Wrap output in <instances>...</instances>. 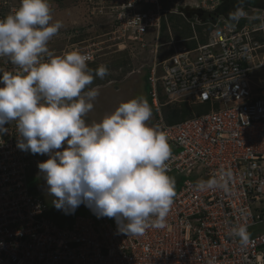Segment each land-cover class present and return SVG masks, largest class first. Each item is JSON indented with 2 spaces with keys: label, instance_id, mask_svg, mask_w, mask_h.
<instances>
[{
  "label": "built area",
  "instance_id": "2783aa9c",
  "mask_svg": "<svg viewBox=\"0 0 264 264\" xmlns=\"http://www.w3.org/2000/svg\"><path fill=\"white\" fill-rule=\"evenodd\" d=\"M223 2L202 0L193 8V35L169 41L173 52L149 65L155 127L172 152L168 174L186 176L165 226L127 236L115 220L94 213L61 223L48 216L49 202L29 184L39 154L17 147L13 122L0 133V264H264V0L227 14L218 11ZM87 3L92 14L112 19L108 32L82 41L89 44L79 50L92 55L90 62L105 48L145 47L150 28L159 53L161 24L171 12L162 0ZM2 5L0 17L19 6ZM238 9L247 15L237 17ZM197 24L211 27L204 41ZM191 40L196 45L186 44ZM15 70L0 58V73ZM182 103L209 110L168 122L164 107ZM211 180L217 186L196 190L198 181ZM240 224L247 225L246 245L230 234Z\"/></svg>",
  "mask_w": 264,
  "mask_h": 264
},
{
  "label": "clouds",
  "instance_id": "9594fccd",
  "mask_svg": "<svg viewBox=\"0 0 264 264\" xmlns=\"http://www.w3.org/2000/svg\"><path fill=\"white\" fill-rule=\"evenodd\" d=\"M234 15L247 13L238 9ZM62 27L51 0H20L0 17V58L17 69L0 73V133L15 122L17 147L48 155L38 168L58 210L74 212L84 204L98 218H114L117 231L127 236L163 228L175 181L167 170L168 138L149 123L152 106L143 96L133 97L87 123L99 96L98 86H90L108 68L91 69L92 55L79 49L54 54L48 45ZM215 186L214 180L198 181L195 188ZM230 234L248 243L246 224Z\"/></svg>",
  "mask_w": 264,
  "mask_h": 264
},
{
  "label": "rangeland",
  "instance_id": "374dc122",
  "mask_svg": "<svg viewBox=\"0 0 264 264\" xmlns=\"http://www.w3.org/2000/svg\"><path fill=\"white\" fill-rule=\"evenodd\" d=\"M234 4H239V0H232ZM164 8L171 11L168 13L167 18V28L164 25L161 39L165 45L159 47V53L156 55L152 48L155 45V28H150L148 33L145 35L146 46L143 47L140 43H129L125 49H118L117 47L105 48L101 56L96 58L94 62L89 63L91 69H96L99 65H106L108 68V74L100 79L95 78L93 84L90 87L99 88V98L104 93L109 95L110 100L118 104L121 101L128 100L133 97H145L149 103V93L146 86L145 76L147 73V68L152 65L155 60L161 59V54L169 51V38L171 35L174 38L182 35L184 37L191 36L193 34V28L191 25V20L197 18V11L193 8L200 5L202 0H163ZM53 8L54 19L62 21L63 27L59 30L58 35L54 36L49 42V49L54 51L55 54H62L64 52L80 49L87 42H82L87 38H93L101 34L106 33L109 30V25L104 13H95L100 18H94L88 16L86 11L85 0H51ZM186 6H190L186 8ZM5 6H0V13L5 10ZM191 10V15L188 16L185 9ZM91 13V12H90ZM92 14V13H91ZM92 16V15H91ZM95 20L97 23L91 24V21ZM93 21V22H95ZM197 30V29H196ZM191 31V33H190ZM198 31V30H197ZM207 29L204 28L202 31L198 32L199 39L205 37L204 34ZM189 33V34H188ZM184 34V35H183ZM188 34L187 36H185ZM201 40V39H200ZM106 44H103L105 46ZM173 47V46H172ZM159 61V60H158ZM104 109L106 111L114 110L115 105L109 103V100L103 103ZM151 105V103H150ZM149 123L155 126V118L152 115V119ZM48 159V155L44 154L38 155L35 166L30 170L29 184L31 188L35 191L41 192L43 196L49 202L51 210L57 212L56 216L59 219L71 220L75 215H83L87 213H92L91 209L84 204H81L74 212H65L64 210H58L52 203V197L47 193L46 181L43 179L42 174L38 168V162L45 161ZM174 178L175 185L174 190L176 191L183 180L186 178L185 175H180L176 173L169 174ZM193 179L198 177L197 175L191 176ZM114 220V218H110Z\"/></svg>",
  "mask_w": 264,
  "mask_h": 264
},
{
  "label": "trees",
  "instance_id": "16d2710c",
  "mask_svg": "<svg viewBox=\"0 0 264 264\" xmlns=\"http://www.w3.org/2000/svg\"><path fill=\"white\" fill-rule=\"evenodd\" d=\"M16 1V3H20V0H15ZM162 3H163V5H164V2H163V0H162ZM85 8H86V11H87V13H88V16H90V17H94V18H100V17H103V16H99V15H97V14H91L90 13V7H89V5H88V3H87V0H85ZM235 5L237 6V4H234L233 3V1L232 0H224V2H223V4H221L220 5V8H219V10L218 11H220V12H223V13H228L229 11H230V9L231 10H234V8L233 7H235ZM238 6H240V5H238ZM92 15V16H91ZM105 16H106V19H107V22H108V25H109V30H110V28H111V26H110V23H111V21H112V19H111V17H109L107 14H105ZM98 20V19H97ZM93 21H95V20H93ZM93 21H91V24H96L97 22L95 21V22H93ZM99 21V20H98ZM164 25H165V27L167 28V20H163V22H162V24H161V35H162V31H163V29H165L164 28ZM198 31L197 32H200V31H202V29L204 28L205 30L207 29V32L204 34V36L205 37H201L200 39H201V41H204L206 38H207V34H208V32H209V30H210V28L211 27H205L204 25H201V24H197L196 25V27H195ZM108 30V31H109ZM107 31V32H108ZM190 33H191V31H190ZM189 34V33H188ZM188 34H186L185 36H187ZM184 35V34H183ZM193 35V34H192ZM191 35V36H192ZM188 37H190V36H188ZM188 37H184V36H182V35H180V36H178L177 38H174V36L173 35H171L170 36V38H169V41H171V40H176V41H179V40H182V39H184V38H188ZM165 44H167V42L166 43H163L162 41H161V46H163V45H165ZM186 44L187 45H189V46H194V45H196V42L194 41V40H191V41H186ZM173 52V47H172V45H170V48H169V51H167L165 54H164V50H163V53H160L161 54V58H164L165 56H167L168 54H170V53H172ZM92 62H94V61H92ZM92 62H89V63H92ZM148 72H149V68H147V73H146V76H145V81H146V86H147V89H149V85H148V81H147V76H148ZM209 110V108H208V106L207 105H189V104H187V103H182V104H170V105H166L165 107H164V113H165V116H166V119L168 120V122H175V121H179V120H182V119H185V118H187V117H190V116H192V115H194V113L196 112V113H202V112H206V111H208ZM178 190V189H177ZM177 190L175 191V192H177ZM35 191V190H34ZM56 214H58L57 212H55V211H53V210H50L49 212H48V216H50V217H52V218H54V219H56L57 221H59L60 223L61 222H65V220H66V218L64 219V216L63 215H60V216H62V218H63V221H62V219H59L57 216H56Z\"/></svg>",
  "mask_w": 264,
  "mask_h": 264
},
{
  "label": "crops",
  "instance_id": "0c3cea01",
  "mask_svg": "<svg viewBox=\"0 0 264 264\" xmlns=\"http://www.w3.org/2000/svg\"><path fill=\"white\" fill-rule=\"evenodd\" d=\"M258 2H259V0H239V3H241V5L256 4ZM238 5L239 4H237V6ZM235 7H236V5H235ZM235 7H233V8H235ZM229 12H231V9H230ZM109 95H111V94H108V93L105 94L104 93L99 98H96V100L94 101L93 109L85 117V120H86L87 123H91L93 121H97L98 122V121H100L102 119L103 116H105L106 114H108V113L113 111V109L110 110V111H106L104 109L103 103L106 102V100H109V103H112V105H115L114 108L117 107L116 106L117 104H115V102L110 100L111 98H109Z\"/></svg>",
  "mask_w": 264,
  "mask_h": 264
},
{
  "label": "water",
  "instance_id": "95a60500",
  "mask_svg": "<svg viewBox=\"0 0 264 264\" xmlns=\"http://www.w3.org/2000/svg\"><path fill=\"white\" fill-rule=\"evenodd\" d=\"M188 7H190V6H186V8H188ZM186 8H184V9H185L187 15L190 16L192 11L191 10H187Z\"/></svg>",
  "mask_w": 264,
  "mask_h": 264
}]
</instances>
